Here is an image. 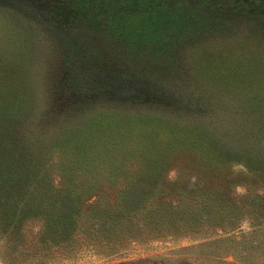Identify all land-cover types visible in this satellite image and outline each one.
Instances as JSON below:
<instances>
[{
    "label": "rangeland",
    "instance_id": "obj_1",
    "mask_svg": "<svg viewBox=\"0 0 264 264\" xmlns=\"http://www.w3.org/2000/svg\"><path fill=\"white\" fill-rule=\"evenodd\" d=\"M88 2L102 5L103 0L83 3ZM141 2L131 0L130 6H145L147 19L156 15L153 20L165 17L163 22L178 24L154 35L146 31L149 42L130 46V54L110 36L92 30L106 24L100 13L92 15L94 28L79 30L89 19L86 4L67 20L69 12L61 9L74 8L68 0H31L40 12L26 11L24 4L16 1L17 6L0 1V156L5 155L13 164L27 163L58 141L51 158H46L47 162L51 159L54 171L61 160L60 152L67 150L63 138L99 125L102 130H129L139 140L145 135H169L178 142L169 147L171 154L160 185L165 203L153 206L151 227L130 233H97L93 228L86 230V226L84 234L73 236L71 243L58 249L47 245L41 254L36 246L7 250L0 238V264H264V229L261 233L253 231L255 225L247 219L250 214L237 202L248 191L254 196L264 193V174L252 173L264 159L241 141H232L227 147L218 142L236 131L264 137V0ZM71 21L82 39L95 42L82 50L87 52L79 53L92 54L90 59L101 66L100 78L116 72L127 79L125 83L139 87L134 75L147 83L160 101L172 104L158 107L154 103L127 106L107 102L93 88L81 99L62 84L59 63L65 43L52 29H56L54 24L63 28ZM91 47L99 51L88 52ZM128 60L131 64L121 70L119 65ZM55 101L96 102L70 111L69 102L60 115L54 116ZM181 105L186 106V115L179 112ZM198 107L203 114L197 113ZM184 135L231 157L227 160L228 179L235 203L240 204L237 222L227 226L226 216L209 225L195 222L189 226L185 222L179 211V191L183 186L191 188L197 172L207 170L198 158L202 154L193 157V148L179 145V136ZM33 229L37 226L29 220V237Z\"/></svg>",
    "mask_w": 264,
    "mask_h": 264
},
{
    "label": "trees",
    "instance_id": "obj_2",
    "mask_svg": "<svg viewBox=\"0 0 264 264\" xmlns=\"http://www.w3.org/2000/svg\"><path fill=\"white\" fill-rule=\"evenodd\" d=\"M0 1L8 2L9 5L16 4V1L18 4H24L26 11H31V8L40 12L36 3L34 5L30 3L31 0ZM68 1L72 2L74 8L67 5L68 9L64 7L61 9L69 12L70 17H67V20L73 19L79 9L86 4L90 8L89 19L79 30L89 32L94 28L96 24L90 20H93V13H100L106 24L101 23L100 28L92 30L95 34L110 36L114 43H120V46L128 51L133 48L130 46L135 47L137 43L149 42L146 31L154 35L178 24L163 22L165 17L153 20L156 15L147 19L148 15L143 12L145 6H130L131 0H122L123 6L120 0L116 2L103 0L102 5L99 2L83 3L84 0ZM146 2L148 0H142L141 3L146 5ZM133 15L135 16L132 17ZM62 21H65V18ZM71 24L72 21L63 28L60 23L54 24L53 27L56 29L52 31L61 35L65 43L59 63V74L62 84L70 87L73 93L80 94L83 99L87 91L93 88L100 91L99 98H105L107 102H122L127 106L154 103L152 105L158 107L172 104L173 101H160L154 91L151 92L146 87L148 84L134 75L132 78L141 82L139 87L125 83L127 79L118 76L120 74L116 72L100 78L103 75L99 74L101 66L90 59L92 54L79 53L95 42L82 39ZM134 39L136 40L131 41ZM95 49L96 47H91V51L88 52L99 51ZM91 63L94 64L89 65ZM122 64L119 65L121 70L131 62L128 60ZM95 102L55 101V107H52V111L55 110L53 115H60L63 112L60 110H64L67 103L70 111L74 107H91ZM185 107L179 106V112L183 111L186 115ZM197 113L203 114V111L198 107ZM146 120L152 121L151 117H147ZM108 122L111 123L110 120ZM95 124L97 122L92 123ZM230 135L218 142L227 147L226 145L232 141H241L255 148L256 155L264 159L263 136L251 133L244 135L237 131ZM63 141L67 150L66 153L60 152L61 160L54 171L51 159L47 162L46 158H51L58 141L47 146V155L41 153L35 159L31 157L27 163L13 164L6 160L5 155L0 156V238L7 250L22 246H25L26 250L30 246H36L38 253L41 254L45 248L58 249L71 243L70 239L73 236L84 234L83 228L86 226V230L93 228L97 233L103 231L130 233L152 226L151 216L155 210L153 206L165 203L160 185L164 183L163 171L171 154L169 147L175 146L174 144L178 143L177 139L169 135H145V138L139 140L137 136H132L129 130L128 132L121 128L102 130L99 125L91 126L83 133H76L67 139L63 138ZM179 145L193 148V157H198V152L202 154L201 158H198L204 162L207 170L205 173L197 172V179L191 188L183 186L179 191V211L186 218L185 222L189 226H193L195 222L209 225L226 216L228 226L230 222L231 224L237 222L238 205L241 204L242 210L250 214L247 219L255 225L253 231L264 233L263 230L260 232L264 229V193L254 196L248 191L249 194L241 197L237 201L240 204L236 205V198L228 179L231 174L227 160L231 157L215 146L211 150L210 146H204L202 140L189 135L179 136ZM259 156L256 158L261 160ZM260 164L252 173L264 174V161ZM29 220L37 226V229H33L32 237H29L27 230ZM255 227L257 229H254Z\"/></svg>",
    "mask_w": 264,
    "mask_h": 264
}]
</instances>
